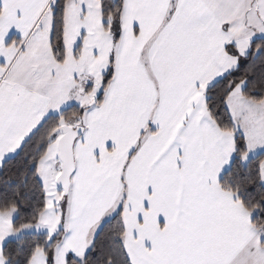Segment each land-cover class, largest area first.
Instances as JSON below:
<instances>
[{
	"label": "snow or ice",
	"instance_id": "obj_1",
	"mask_svg": "<svg viewBox=\"0 0 264 264\" xmlns=\"http://www.w3.org/2000/svg\"><path fill=\"white\" fill-rule=\"evenodd\" d=\"M0 264H264V0H0Z\"/></svg>",
	"mask_w": 264,
	"mask_h": 264
}]
</instances>
